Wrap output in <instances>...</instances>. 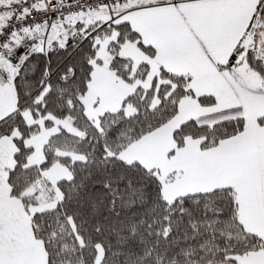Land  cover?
<instances>
[{
	"label": "snow or ice",
	"instance_id": "6c2138e0",
	"mask_svg": "<svg viewBox=\"0 0 264 264\" xmlns=\"http://www.w3.org/2000/svg\"><path fill=\"white\" fill-rule=\"evenodd\" d=\"M0 264H264V0H0Z\"/></svg>",
	"mask_w": 264,
	"mask_h": 264
}]
</instances>
